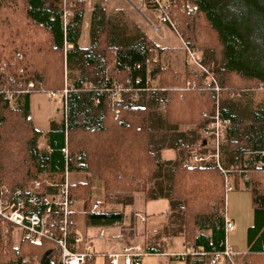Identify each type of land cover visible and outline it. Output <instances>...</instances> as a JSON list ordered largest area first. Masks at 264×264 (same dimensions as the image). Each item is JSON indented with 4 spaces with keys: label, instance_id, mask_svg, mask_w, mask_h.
I'll use <instances>...</instances> for the list:
<instances>
[{
    "label": "trees",
    "instance_id": "16d2710c",
    "mask_svg": "<svg viewBox=\"0 0 264 264\" xmlns=\"http://www.w3.org/2000/svg\"><path fill=\"white\" fill-rule=\"evenodd\" d=\"M145 4L157 11L150 0ZM85 8L84 0H0V192L23 193L68 170L98 177L106 203H123L134 193H144L146 200L168 199L182 214L187 245L197 250V256L175 260L209 264L225 249L226 179L249 175L253 234L260 233L264 102L253 103L255 90L264 87V0H166L165 15L224 88L221 110L232 126L222 145L231 159L220 166L189 164L193 145L176 133L186 126L205 132L219 97L213 84L205 85L207 74L188 72L183 81L163 67L158 46L147 35L118 33L101 3L93 9L92 44L81 48ZM120 87L125 91L118 93ZM65 89L62 121L46 134L39 132L31 118V94ZM42 136L47 149L39 145ZM167 147L178 152L177 161L162 159ZM70 191L75 202L89 201L92 183L71 185ZM123 217L87 210L94 226L112 227ZM3 234L0 230V264H61L54 242L23 240L16 248L11 235ZM146 244L147 253L169 250L167 242Z\"/></svg>",
    "mask_w": 264,
    "mask_h": 264
},
{
    "label": "crops",
    "instance_id": "0c3cea01",
    "mask_svg": "<svg viewBox=\"0 0 264 264\" xmlns=\"http://www.w3.org/2000/svg\"><path fill=\"white\" fill-rule=\"evenodd\" d=\"M142 4H145L143 0ZM100 3V2H96ZM95 3V4H96ZM94 4V5H95ZM87 6V5H86ZM107 10V13L113 22L114 25L116 23L113 21V18L110 16L107 6L103 5ZM93 14V12H92ZM87 13L85 10V16L83 20V28L86 19ZM91 22L90 21V38L88 41V46L84 47L82 45V32L79 39V45L81 48H90L92 44L91 39ZM117 26V25H116ZM156 32L160 31V28L154 27ZM127 34V33H126ZM143 34V33H141ZM148 36L147 33H144ZM139 35V34H137ZM136 35V36H137ZM153 41V40H152ZM154 42V41H153ZM155 43V42H154ZM156 44V43H155ZM158 46V44H156ZM185 49H187V45L185 44ZM69 48H72V45H69ZM158 50L160 47L158 46ZM185 51V50H184ZM183 51V54L185 52ZM157 53H159L157 51ZM181 58V57H180ZM189 63V62H188ZM190 64V63H189ZM186 65V64H185ZM191 67V66H190ZM189 65L185 67L186 74L188 72L197 74L193 72V70L189 71ZM175 73H181L174 71ZM182 74V73H181ZM187 77V76H186ZM46 92H34L31 94V118L34 122L36 129L46 134L48 133L53 124H59L62 121V112L61 107L62 104L59 101V98H52ZM204 128L199 127L196 128L194 126H186L180 127V129L176 133L183 134V137L193 145L191 156L188 157L187 162L193 165L195 163V157L205 156L203 153H207V144L204 145L199 143L201 140V135ZM206 131V130H205ZM224 134L223 139L224 140ZM42 142V143H41ZM42 149H47V139L45 136H42L39 140V145ZM224 144V142H223ZM162 159L164 161L175 162L178 159V152L174 148L167 147L161 152ZM208 156V155H207ZM210 156V155H209ZM206 158V156L204 157ZM231 159V154L226 147L222 145L220 150V162L228 165ZM207 162H215V159ZM75 175V174H73ZM82 174H78L81 176ZM88 175V174H86ZM92 177H96L93 175H89ZM243 176V175H242ZM91 177V178H92ZM90 178V179H91ZM97 185L99 187L98 197L101 198V201L92 202L93 199V187H92V196L89 201H77L74 205L73 212L76 220V237L79 240L77 244V249L82 251L86 248L87 245H91L93 250L96 253V257L89 261L87 264H96L97 260L102 258L101 264H112L109 255L116 254L121 252L122 248L127 245H133L135 243L142 244L144 248L147 246V242H151V244L158 245V242H167L169 245V250L163 253H147L140 261V264H184V262L175 260L178 257H184L186 255L197 256V250L192 245H187L185 237L183 235L184 230V220L181 213L175 212L172 210V203L168 199L160 198L157 200H146V196L144 193H134L131 199L126 200V203H106L105 191L103 182L97 177ZM250 180L249 175H245V177H241V175H236L232 178L231 183L233 185V193L235 191H241V193L245 192L247 196H238L239 202L242 201L243 209L242 210H231L228 209L227 214L229 219L234 223L235 229L232 233H235L237 230V226L239 228V233L231 238V234L229 236V245L235 251L239 253L236 257V264H264V254L262 252V248L264 247V240L261 239V235L264 232V229L254 235L253 231L255 230L256 225V216L252 207V193L249 185L246 184V181ZM91 182L92 181H88ZM85 180L81 179V177H77L76 181L72 183V185L80 184V183H88ZM93 186V184H92ZM97 192V190H96ZM248 194L250 198L248 200ZM247 201V206H246ZM81 204H77V203ZM232 202H237L236 199H232ZM98 205L99 209L94 210V206ZM91 210L95 213H109V212H120L124 213V218L132 217L133 214L137 213L145 217L146 221L144 224L139 226L137 236H133L132 234H128L125 239H121L119 237L118 231L115 226L106 227V226H94L89 225L87 220V210ZM227 210V206H226ZM252 213V214H251ZM104 229L106 230V234L104 237H100V231ZM241 229L245 230L246 233V241L242 242V234ZM247 231V232H246ZM204 234H207L204 233ZM171 235V237H168ZM241 238V240H240ZM203 248H200L199 251H202ZM218 264H229L226 260L222 259Z\"/></svg>",
    "mask_w": 264,
    "mask_h": 264
},
{
    "label": "built area",
    "instance_id": "2783aa9c",
    "mask_svg": "<svg viewBox=\"0 0 264 264\" xmlns=\"http://www.w3.org/2000/svg\"><path fill=\"white\" fill-rule=\"evenodd\" d=\"M145 3V0H143ZM150 3L157 8V12L161 16V21L164 24L170 25L174 30H177L176 24L164 13L166 0H150ZM69 16V11L65 12V20ZM189 61L198 65L207 78L205 85L213 84L215 92L219 95L215 103V110L210 117V122L204 133L207 146L215 151L212 156L217 165L220 166V150L223 144L224 131L232 126L230 119L223 118L221 110V95L224 88L218 80L210 74L209 68L203 66L197 61V53L191 48H187ZM210 76V77H209ZM209 79H211L209 81ZM71 83L70 81L68 82ZM33 84H30V88ZM125 91V88L120 87L118 93ZM259 91L264 92V87ZM68 90L63 91L62 98H66ZM233 96V95H231ZM52 98L58 97V94L53 92ZM67 153V150H63ZM208 158L195 157V162H205ZM227 174V172H223ZM70 173L67 170L61 177H48L41 182L36 183L34 187H29L25 192L17 191L16 194L3 188L0 192V226L6 227V232L10 229H18L22 233L23 240L31 242H41L49 240L56 244L59 249L61 264H87L96 257V253L91 245H87L82 251L77 249L79 243L76 237V220L74 217L73 208L75 201L71 197V182ZM227 194L233 191L231 180L226 179ZM98 205L94 206V210H98ZM225 249L222 254L215 255L209 264H218L222 259L229 264H236V257L239 255L229 245V236L234 231L235 225L229 219L227 210H225ZM145 217L140 214H133L132 217H126L115 224L119 237L125 239L128 234L137 236L139 226L144 224ZM106 234V230L102 229L99 236L102 238ZM147 254L144 246L139 243L124 246L121 252L109 255L112 264H140L141 259Z\"/></svg>",
    "mask_w": 264,
    "mask_h": 264
},
{
    "label": "rangeland",
    "instance_id": "374dc122",
    "mask_svg": "<svg viewBox=\"0 0 264 264\" xmlns=\"http://www.w3.org/2000/svg\"><path fill=\"white\" fill-rule=\"evenodd\" d=\"M84 1L86 2L87 5L85 8L87 16L85 19L84 28L82 32V45L84 47L88 46L87 44L90 38V21L94 9V4L96 2H100L102 5L107 6L110 16L113 18V21L116 23L118 27L116 29L118 33H121L122 35L124 33L125 34L127 33V35H132V36H136L137 34H141V33L143 34L147 33L148 37L151 40H153L156 44H158V46L160 47V50H158L159 60L164 68L170 69L173 72L174 71L181 72L182 74L181 73H177V74H181L183 81L187 80L186 72H185V67L187 65H189V67L191 66L190 68H192L189 69V71L193 70V72H196L199 76H202L201 74H205L204 71L198 65H196L192 61L191 62L189 61V54L187 52V49H185L186 43L181 37L180 33L177 30H174L170 25L162 23L160 14L156 10L149 8L146 4H142L141 0H84ZM154 27L160 28V31L156 32L154 30ZM183 51L185 52V54L181 55ZM200 57H201L200 54H197V61H200ZM210 80L211 79H209V81ZM68 82L69 81H67L66 86L69 85ZM152 85L153 87H158L159 83L158 81H155L153 82ZM63 91L58 92L57 93L58 97H56L59 98V101L62 104L61 107L62 118L64 117V105L62 102V95H61ZM255 91L256 92H254L255 95H254L253 105L257 106L264 102V92L259 91V89H256ZM48 94L51 96L52 93H48ZM233 100L238 102V104H242L243 106L244 104H247V99L244 97L234 96ZM161 113L164 114V112ZM170 142L171 139L169 138L167 140V143ZM223 142L224 143L226 142L225 139L223 140ZM199 143L201 144L204 143V145L207 144L203 134L201 135V140L199 141ZM40 146L43 145L41 144ZM206 147L208 148L207 151H209V154L206 157L208 158V161H212L214 159L212 156L214 155L215 151L208 146ZM89 175L90 174L88 175L82 174L81 176H78V174L75 175L71 174L70 175L71 185L73 182L76 181L77 177H81V179L85 180L86 182L92 181L93 184L92 202L94 203L96 201H101V198H99L97 194L99 192V187L97 185L98 182L97 177H92ZM233 191L227 194V200H226L227 211L229 209L231 210V212L233 210H242L243 209L242 201L239 202L237 198L238 196H247L245 192L241 193V191H235L233 193ZM233 198L236 199L237 202L233 203L232 202ZM249 198L250 195L248 194V200ZM104 200L106 201V195ZM125 200L128 199L127 198L124 199V202ZM79 202L77 203L78 205L81 204ZM246 206H247V201H246ZM0 230L4 233L3 236L11 235L10 237L16 248L20 246L21 242L23 241L22 233L20 230L11 228L9 232H6V227L4 226H0ZM238 233H239V228L237 226V230L235 233L231 234V238L237 235ZM241 234H242V242H243V238L244 241H246L245 230L241 229ZM102 260H103L102 258L98 259L96 264H101Z\"/></svg>",
    "mask_w": 264,
    "mask_h": 264
}]
</instances>
